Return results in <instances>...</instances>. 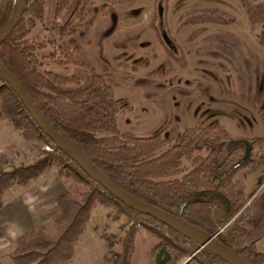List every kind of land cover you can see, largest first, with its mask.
I'll return each mask as SVG.
<instances>
[{
  "label": "trees",
  "instance_id": "obj_1",
  "mask_svg": "<svg viewBox=\"0 0 264 264\" xmlns=\"http://www.w3.org/2000/svg\"><path fill=\"white\" fill-rule=\"evenodd\" d=\"M49 0H27L26 8L15 28L0 44L1 64L18 80L28 98L62 137L75 143L85 157L108 179L133 197L176 214L189 224L214 236L216 241L236 251L247 264H264V254L255 244L264 238V212L256 219L248 218L247 200L235 189L224 163L236 159V151L225 150L230 138L219 124L191 127L177 139L154 134L137 136L120 132L119 109L112 88L92 67H86L87 80L81 86L79 77L39 71L33 55L43 43L31 44L26 38L36 20L44 31L58 37L71 36L73 23L89 16L94 0H53L48 22L42 21ZM15 2L0 1V26L4 24ZM105 15V5L98 7ZM66 13L60 26L54 20ZM48 37V44L54 39ZM52 53L47 58L52 57ZM57 66H79L72 52ZM0 118H4L23 141H37L48 151L27 165L0 169V208L2 195L13 187H26L44 176L52 166L60 180L75 185L58 197L57 211L47 222L49 230L36 226L20 235L7 253L9 264H68L74 257L90 212L96 202L110 203L130 222L112 254L111 264H132L133 223L139 224L157 238L150 249V264H225L155 220L135 213L115 201L97 183L90 180L68 156L56 148L37 128L10 87L0 78ZM252 151H264V138L248 139ZM190 161L192 170L175 178L181 171V160ZM249 164V161L246 165ZM174 177V178H171ZM264 180V176L261 177ZM221 230V232H219Z\"/></svg>",
  "mask_w": 264,
  "mask_h": 264
},
{
  "label": "rangeland",
  "instance_id": "obj_2",
  "mask_svg": "<svg viewBox=\"0 0 264 264\" xmlns=\"http://www.w3.org/2000/svg\"><path fill=\"white\" fill-rule=\"evenodd\" d=\"M95 2L85 20L73 23L74 31L68 37L54 35L55 30L44 31L36 20L26 38L31 44H44V48L33 50L39 71L73 74L82 86L87 80L86 67H92L113 90L120 132L149 136L164 128L161 137L173 140L186 128L225 124L232 136L264 138V0H167L165 23L181 52L179 61L166 53L150 26L154 0ZM99 5H105V15L98 12ZM49 18L47 4L41 20L48 22ZM65 18L62 13L53 25L60 26ZM215 32H223L222 43L227 40L229 46H211ZM48 35L54 39L52 45ZM235 43V48L230 47ZM69 52L79 66H57ZM50 53L52 57L47 58ZM233 63L241 69L231 68ZM5 129L12 140L0 144V169L27 165L42 150L48 151L40 142L23 141L0 118V136ZM187 166L182 159V169ZM54 171L52 166L45 175ZM263 176L264 151L260 150H254L249 164L233 175L247 200L244 207L249 219L264 212ZM60 182L65 190L75 185L71 180ZM20 189H11L3 198ZM49 219L40 223L46 230ZM129 225L112 204L96 202L69 264H111ZM131 227L132 264H150L149 252L157 238L139 224ZM255 251L264 254V238L256 242Z\"/></svg>",
  "mask_w": 264,
  "mask_h": 264
},
{
  "label": "water",
  "instance_id": "obj_3",
  "mask_svg": "<svg viewBox=\"0 0 264 264\" xmlns=\"http://www.w3.org/2000/svg\"><path fill=\"white\" fill-rule=\"evenodd\" d=\"M167 0H154L152 7L151 28L153 29L158 41L163 49L175 61L182 58L181 52L176 43L169 36L165 23V6ZM27 0H15V6L7 20L0 26V44L7 38L11 31L18 24L25 8ZM53 0H49V15L52 12ZM51 36V35H50ZM0 78L10 87L16 95L24 109L27 111L40 132L56 147L67 152L68 156L73 160L77 167L92 181L97 183L108 195L115 201L122 204L131 211L147 216L156 222L164 225L178 235L189 240L196 245L195 252L205 249L214 257L218 258L225 264H247L236 251L220 244L214 236H211L203 230L187 223L180 215H171L159 208L149 205L141 200L128 194L103 173H101L92 163L85 157L80 148L70 140L59 135L43 118L39 111L32 104L18 80L1 64L0 62ZM152 134V133H151ZM243 146L242 158L233 166L237 168L248 161L250 154V144L247 140L237 139L231 141L228 146Z\"/></svg>",
  "mask_w": 264,
  "mask_h": 264
},
{
  "label": "crops",
  "instance_id": "obj_4",
  "mask_svg": "<svg viewBox=\"0 0 264 264\" xmlns=\"http://www.w3.org/2000/svg\"><path fill=\"white\" fill-rule=\"evenodd\" d=\"M217 34L222 35L221 37L215 38V40H218L216 41V44L229 46L227 40L225 41V44L222 43V41L225 40L223 38L225 37L223 35L224 33L220 32ZM236 46L237 43L230 45V47L233 48ZM232 58L235 59L234 54L232 55ZM231 68L239 70L241 69V66L236 67L233 63ZM261 81H263L261 83L264 84L263 64L261 65ZM222 125L225 130L228 131V127L225 124ZM227 133L229 134V132ZM229 136L235 138L242 137L238 134L235 136L229 134ZM0 138V144H9L12 140L11 134L7 129H5V132L2 133ZM11 189L8 191L10 192ZM65 191L64 185L61 184L55 174L51 173L44 175L36 182L21 188L9 197L3 198L6 192L2 195V206L0 208V264H9L6 255L12 250L15 240L20 235L39 226L40 223L56 213L58 197L65 193Z\"/></svg>",
  "mask_w": 264,
  "mask_h": 264
},
{
  "label": "flooded vegetation",
  "instance_id": "obj_5",
  "mask_svg": "<svg viewBox=\"0 0 264 264\" xmlns=\"http://www.w3.org/2000/svg\"><path fill=\"white\" fill-rule=\"evenodd\" d=\"M94 2H95V0H94ZM95 5H96V2H95ZM99 6H101V5H99ZM98 6V7H99ZM99 12V11H98ZM64 13V12H63ZM66 14V13H65ZM212 35V34H211ZM214 38H218V37H221L220 36V34H217L216 32L212 35ZM157 38V37H156ZM206 39H208V37L206 38ZM174 41V40H173ZM214 41L215 40H212L211 41V43L212 44H210L211 46H219V45H217L216 44V42L214 43ZM206 43H208V42H206ZM205 45H207V44H205ZM220 47V46H219ZM222 49H224V48H222ZM225 50V49H224ZM169 55V54H168ZM212 126V125H211ZM206 127V126H205ZM223 127V126H222ZM191 128V127H190ZM199 128H201V127H199ZM224 128V127H223ZM163 129L164 128H161L160 130H158V128L156 129V130H154V131H152L151 133L152 134H150V136L151 135H154V134H158V135H160V137H161V134H162V131H163ZM187 129V128H186ZM225 129V128H224ZM185 130V129H184ZM155 131H157V132H155ZM226 131V130H225ZM183 132V131H182ZM181 132V133H182ZM227 132V131H226ZM180 133V134H181ZM228 134V133H227ZM180 136V135H179ZM228 136H229V134H228ZM162 138V137H161ZM229 138H230V140H229V142L225 145V150H227V151H236V154H237V157H236V159H231V160H229L228 162H227V164L226 163H224V168H223V170L224 171H226V172H230V180H231V182H232V184L234 185V187H235V189H237V190H239V191H241L242 193H243V191H242V187L239 185V184H237V183H235L234 181H233V175L238 171V170H240V169H242V168H244V167H246L247 165V163H248V161H250V158L252 157V155H253V151H252V148H251V145H250V154H249V158H248V161L245 163V164H243V165H241V166H239V167H237V168H233V166L242 158V156H243V146L242 145H238V146H236V147H229L228 146V144L231 142V141H233V140H237V139H244V140H247L248 141V139L249 138H241V137H230L229 136ZM167 139V138H166ZM177 139V138H176ZM174 140V139H173ZM249 142V141H248ZM250 144V143H249ZM185 160V159H184ZM187 163H188V166H187V168L185 169V170H183L182 169V167H181V164H180V166H179V170L181 171L179 174H177L176 176H174L175 178H179L182 174H186L187 172H189V171H191L192 170V166H191V164H190V161H188V160H185ZM174 177H171V178H174ZM264 182V181H263ZM170 214V213H169ZM171 215H174V214H171ZM177 215H180V217L182 218V216H181V208L178 210V212L174 215V216H177ZM183 219V218H182ZM184 220V219H183ZM185 221V220H184Z\"/></svg>",
  "mask_w": 264,
  "mask_h": 264
}]
</instances>
